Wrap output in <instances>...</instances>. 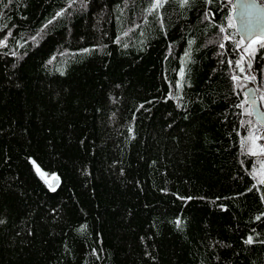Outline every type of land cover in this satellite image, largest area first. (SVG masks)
Instances as JSON below:
<instances>
[{
  "label": "trees",
  "instance_id": "16d2710c",
  "mask_svg": "<svg viewBox=\"0 0 264 264\" xmlns=\"http://www.w3.org/2000/svg\"><path fill=\"white\" fill-rule=\"evenodd\" d=\"M154 4L0 0V264H264V48L233 0Z\"/></svg>",
  "mask_w": 264,
  "mask_h": 264
},
{
  "label": "rangeland",
  "instance_id": "374dc122",
  "mask_svg": "<svg viewBox=\"0 0 264 264\" xmlns=\"http://www.w3.org/2000/svg\"><path fill=\"white\" fill-rule=\"evenodd\" d=\"M261 1L264 3V0ZM9 36L10 33H7L0 39V46H5L7 44ZM226 37L228 36L226 35ZM254 41L260 42L256 43ZM242 45L244 47L245 59H247V63L251 64L252 66L255 62L254 55L256 50L264 48V38L255 37L246 45L243 41ZM245 75L246 76L243 77V79H245L243 89H245L246 86L254 85L256 87V90L258 91L261 105L262 107H264V99H262V97H264V63L261 73H257L256 70L252 69V71L245 70ZM237 77L241 78L240 76ZM248 77H255V79H248ZM246 112L251 114L252 110L250 105L246 107ZM243 143L247 151L251 153L255 152V155L258 156V162L254 169V176L258 182L264 181V150H262L264 149V128L258 122L254 121L252 123L251 129L248 131L246 137L244 138ZM51 179L52 178H47L49 182H51Z\"/></svg>",
  "mask_w": 264,
  "mask_h": 264
},
{
  "label": "water",
  "instance_id": "95a60500",
  "mask_svg": "<svg viewBox=\"0 0 264 264\" xmlns=\"http://www.w3.org/2000/svg\"><path fill=\"white\" fill-rule=\"evenodd\" d=\"M233 17L239 35L244 36L245 45L255 37L264 38V3L261 0H233ZM250 26L252 30L248 31ZM244 93L254 119L264 127V109L261 107L256 87L246 86ZM58 182L59 179L54 177L51 186H56Z\"/></svg>",
  "mask_w": 264,
  "mask_h": 264
},
{
  "label": "snow or ice",
  "instance_id": "6c2138e0",
  "mask_svg": "<svg viewBox=\"0 0 264 264\" xmlns=\"http://www.w3.org/2000/svg\"><path fill=\"white\" fill-rule=\"evenodd\" d=\"M165 2H166V0H155V4L153 5V8L150 9V11L162 7L163 4H164ZM188 2H189V0H183V3H184V4H187ZM229 27H234V25H231V24H230ZM247 30H248V31H251V30H252L251 26H250ZM221 31L223 32L224 29H221ZM225 39H230V38H229V37H226ZM243 41H244V36H241L240 41L237 42V44H236V48H237V49L241 48ZM254 42L259 43L260 41H254ZM249 46H250V45H249ZM220 47L223 48V47H224V44L221 43V44H220ZM186 55H187V54H186ZM237 65H238V66L240 65V61H237ZM249 67H251V64H249ZM240 71H241V72L244 71L243 67H240ZM181 74H183V73H181ZM233 79L236 80V79H239V77L233 76ZM248 79H255V77H248ZM250 94H251V93H250ZM262 99H264V97H262ZM253 103H255V99H254V98H253ZM262 150H264V149H262ZM252 154L255 155L256 153L253 152ZM38 171H39V169H38ZM261 182L264 183V181H261ZM257 219H259V217H257ZM178 223H179V222H178ZM251 242H252V237H249L248 240H247V243H251Z\"/></svg>",
  "mask_w": 264,
  "mask_h": 264
},
{
  "label": "flooded vegetation",
  "instance_id": "af4514ba",
  "mask_svg": "<svg viewBox=\"0 0 264 264\" xmlns=\"http://www.w3.org/2000/svg\"><path fill=\"white\" fill-rule=\"evenodd\" d=\"M257 91V90H256ZM257 96H258V91H257ZM259 97V96H258ZM260 99V98H259ZM260 104H261V100H260ZM262 107V105H261ZM262 109H264V107H262ZM261 125V124H260ZM262 126V125H261ZM263 127V126H262ZM264 128V127H263Z\"/></svg>",
  "mask_w": 264,
  "mask_h": 264
},
{
  "label": "bare ground",
  "instance_id": "6f19581e",
  "mask_svg": "<svg viewBox=\"0 0 264 264\" xmlns=\"http://www.w3.org/2000/svg\"><path fill=\"white\" fill-rule=\"evenodd\" d=\"M58 178V177H57ZM59 179V178H58ZM59 183V182H58Z\"/></svg>",
  "mask_w": 264,
  "mask_h": 264
}]
</instances>
